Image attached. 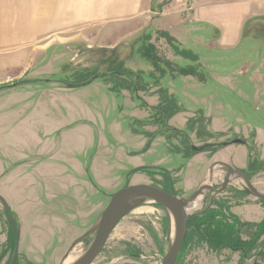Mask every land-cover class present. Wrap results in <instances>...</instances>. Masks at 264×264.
<instances>
[{
  "label": "rangeland",
  "instance_id": "rangeland-1",
  "mask_svg": "<svg viewBox=\"0 0 264 264\" xmlns=\"http://www.w3.org/2000/svg\"><path fill=\"white\" fill-rule=\"evenodd\" d=\"M245 2H252V12L238 16L242 36L230 44L211 39L219 32L207 21L192 19L186 5L177 7L186 10V16L172 14L163 23L178 35L180 43L166 38V31L158 29L162 18L148 12L155 19L152 25L147 20L143 30L128 36L132 27L127 24L121 34L127 33L128 38L115 46L106 43L118 38L120 31L98 33L73 27L48 34L33 32L29 38L0 46V194L17 224L12 226L0 201V264L10 263L15 236V264H61L71 253L82 254L93 235L73 249L71 245L99 219L111 195L127 185L158 183L190 198L203 177L207 182L214 173L208 184L220 188L229 166L246 168L249 152L251 161L264 163V0H209L195 3L190 12L195 14L196 8L209 11L214 3H225L224 26L228 27L232 21L228 9ZM169 3L158 0L153 7L160 12ZM174 17L180 18V27ZM140 39L155 44L159 70L137 52ZM184 47L197 55L196 61L179 55ZM79 48L91 54H78ZM101 49H106V55L116 49L126 67L142 71L152 87L136 94L112 91L98 77L103 70ZM187 65L197 66L202 78L175 72ZM160 71L164 75L159 84L182 107L169 125L189 134L186 147L199 148L210 142L220 144L218 150L185 158L168 148L157 125L145 124L150 106L159 103L151 73L159 77ZM82 73L95 79L74 87ZM202 113L209 125L201 120ZM189 118L201 121H194L193 131ZM204 125L214 133L213 138L198 137ZM237 138L248 145H224ZM174 142L181 147L183 139L176 137ZM247 177L264 192V169ZM234 179L222 193L206 190L196 214L211 208L222 210L230 221L236 216L242 249H217L193 239L179 253L178 264H264V225L260 230L255 225L264 220V199L250 194L243 178ZM171 226L164 207L141 203L114 228L93 264H162Z\"/></svg>",
  "mask_w": 264,
  "mask_h": 264
},
{
  "label": "crops",
  "instance_id": "crops-1",
  "mask_svg": "<svg viewBox=\"0 0 264 264\" xmlns=\"http://www.w3.org/2000/svg\"><path fill=\"white\" fill-rule=\"evenodd\" d=\"M156 1L158 0H0V46L9 45L17 38H29V34L33 32H37V35L38 32L48 34L49 31H58L65 27L98 33L120 31L118 38L106 43L115 46L128 38L127 33L121 34L127 24L132 27L128 36L143 30L147 20L152 25L155 20L152 13L162 18L158 29L168 32L180 43L178 35L163 23H168L172 14L187 15L186 10L177 9L179 6L186 8L187 5L193 10L195 3L201 5L209 0H170L169 6L162 8L160 12L153 7ZM173 7L175 9H172ZM196 9L195 14L189 10V15H194L192 19L198 20L197 22L207 21L219 32L211 39L230 44L239 41L242 36V24L238 16L246 17L251 13L252 2L239 3V6L228 9L232 14L231 25L228 27L224 26L225 3H214L209 11L206 8ZM148 12H152L151 15ZM174 19L172 20L175 25L180 27V18ZM205 177L200 179V185Z\"/></svg>",
  "mask_w": 264,
  "mask_h": 264
},
{
  "label": "trees",
  "instance_id": "trees-1",
  "mask_svg": "<svg viewBox=\"0 0 264 264\" xmlns=\"http://www.w3.org/2000/svg\"><path fill=\"white\" fill-rule=\"evenodd\" d=\"M166 33V38L175 40L172 35H170L168 32ZM140 41L141 43L140 46L137 47V52H139L143 58L149 60L152 63L154 70H159L160 61L157 58L158 53L155 44L150 40L140 39ZM85 51H89V49H85ZM100 51V53L103 54V70L98 77H102L112 91L120 93L121 90H129L136 94L138 91H146L149 87H152L144 81V73L142 71H134L126 67L125 60L119 56L116 49L111 52V55L105 54L107 52L106 49H101ZM179 55L194 61L197 60V55L191 49H187L185 47L181 48V50L179 51ZM197 68L198 67L194 65L180 66L175 70V72L182 76L202 75L201 72L199 73ZM84 75V73L78 75V84L86 83L91 79L85 78ZM162 75H164V71H160L159 77H157L154 73H151V77L155 80L153 86L158 87L157 94L159 95V103L155 106H150L152 112L150 114V118L145 121V124L149 123L151 125H157V127L160 129L159 132H161L166 139L168 148L173 152H180L185 158L191 157L199 151L214 152L218 150L221 145L218 143L214 144L210 142H207L204 146H201L198 149L192 147L191 144L186 147V143L190 141L189 134L186 131L174 128L169 125V120L175 114L182 111V107L179 105L174 94H172L167 88L159 84ZM201 117V120L205 121L207 125H209V120L205 116H203V113L200 114V118ZM200 118L188 119V127L190 130L195 127V123L197 124L200 121ZM207 125H204V129L202 127L198 129L196 134L199 138H201L202 136H206L209 139L214 137V133L210 132L207 129ZM146 134L148 135V137L153 136L152 132H146ZM176 137H181L183 139L181 147H178V145H176V143L174 142ZM250 159L251 155H249L247 167L251 168L252 166V174L264 169V163H262L263 161H260L258 165L256 161H251ZM167 179L169 180V183L171 185L170 177H167ZM161 187L167 190L166 186ZM228 217H225V215L222 213V210L216 211L211 210V208H207L204 211L191 216L181 253L193 239H197L199 242H206L209 246L217 249L223 248L225 246L232 250L242 249L239 247L240 239L238 236V230L241 227V224L239 223L236 216H231V221ZM255 225L258 227V230H260L261 226L264 225V220L260 223H256ZM14 232L16 233L15 228ZM15 244L16 236L14 239V246Z\"/></svg>",
  "mask_w": 264,
  "mask_h": 264
},
{
  "label": "water",
  "instance_id": "water-1",
  "mask_svg": "<svg viewBox=\"0 0 264 264\" xmlns=\"http://www.w3.org/2000/svg\"><path fill=\"white\" fill-rule=\"evenodd\" d=\"M85 49L87 48H79L78 54H82ZM94 79L95 78H92L86 83L76 84L74 85V87L90 83ZM232 143L245 142L244 140L237 138L232 141L225 142L224 145H229ZM231 174H233V177L231 176ZM232 178H243L245 180V183L247 184V191L258 199H264V192L259 191L256 187H254L251 180L242 172L241 169H236L231 166H229L228 173L225 177V180L222 182L220 188L214 187L213 184L211 185L206 182H203L190 198H182L171 191L165 190L161 186H157L151 183H137L127 185L117 190L111 195L110 202L101 213L99 219L71 245L70 249H73L78 242L82 241L88 236L93 235V239L89 244L88 248L82 253L80 257H78L75 262L71 264H93L96 258L103 250L104 246L106 245L114 228L118 225L122 218L125 217L127 213H129L139 204L148 202L149 199L164 207L174 217V240L173 243L170 245L168 251L165 252L162 264H178V256L181 252L188 231L189 219L192 215L196 214V212L188 213L186 210V206L190 205L194 200H196L198 196L202 195L206 190L210 189L211 191L217 194L222 193L228 186ZM0 201L5 205L10 220L16 227L17 224L14 219L12 210L1 194ZM17 245L18 242H16L15 244V249L9 264H15L16 262L18 256ZM63 262L64 259L61 264H63Z\"/></svg>",
  "mask_w": 264,
  "mask_h": 264
},
{
  "label": "bare ground",
  "instance_id": "bare-ground-1",
  "mask_svg": "<svg viewBox=\"0 0 264 264\" xmlns=\"http://www.w3.org/2000/svg\"><path fill=\"white\" fill-rule=\"evenodd\" d=\"M216 175V174H215ZM214 176V173L210 174L208 179H207V182L206 183H212L211 182V179L213 178ZM231 176L233 177V174H231ZM215 178V176H214ZM234 180H238V178L234 179ZM206 197V192L200 196H198L196 198V200H194L190 205L186 206V210L188 213H194L196 212L198 209H200L203 204H204V198ZM148 202H153L155 203L153 200L149 199ZM146 210V208H138V211H144ZM170 214V218H171V221H172V226H171V231H170V235H169V241L167 242V249H166V252L168 251L170 245L173 243V240H174V233H175V223H174V217L171 213ZM124 218V217H123ZM122 218V219H123ZM82 254H73L71 253L69 255V257H67L66 261L64 260L63 264H71L73 262H75L78 257H80Z\"/></svg>",
  "mask_w": 264,
  "mask_h": 264
},
{
  "label": "flooded vegetation",
  "instance_id": "flooded-vegetation-1",
  "mask_svg": "<svg viewBox=\"0 0 264 264\" xmlns=\"http://www.w3.org/2000/svg\"><path fill=\"white\" fill-rule=\"evenodd\" d=\"M83 54H88V55H90L91 54V52L90 51H85L84 50V53ZM245 143H243V144H247L248 145V143L246 142V141H244ZM248 166V165H247ZM247 166H246V168H241V170H242V172L246 175H251V177H252V166H251V168H249V169H247ZM247 170V171H246ZM246 175V176H247ZM5 206V205H4Z\"/></svg>",
  "mask_w": 264,
  "mask_h": 264
}]
</instances>
